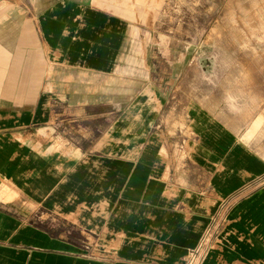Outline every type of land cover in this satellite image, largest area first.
Here are the masks:
<instances>
[{
  "label": "crops",
  "instance_id": "1",
  "mask_svg": "<svg viewBox=\"0 0 264 264\" xmlns=\"http://www.w3.org/2000/svg\"><path fill=\"white\" fill-rule=\"evenodd\" d=\"M136 1L0 0V264H168L151 252L152 215L201 213L211 183L264 177L263 114L223 117L183 78L158 81L167 0ZM176 177L208 185L163 204ZM248 213L264 223V189L225 229Z\"/></svg>",
  "mask_w": 264,
  "mask_h": 264
},
{
  "label": "rangeland",
  "instance_id": "2",
  "mask_svg": "<svg viewBox=\"0 0 264 264\" xmlns=\"http://www.w3.org/2000/svg\"><path fill=\"white\" fill-rule=\"evenodd\" d=\"M137 4L136 13H150L149 6ZM7 12L13 18L22 15L23 23L30 19L20 6L9 4ZM163 13L153 35V76L165 84L183 78L178 81L180 92L209 95L214 111L223 117L241 111L237 105L246 114L264 117V0H167ZM8 24L15 28L17 23ZM176 62L180 64L175 68ZM176 178L158 189L163 204H178L175 191L183 195L208 185L206 177ZM263 184L264 177L211 183L205 193L215 189V195L206 199L208 209L201 213L152 215L147 236L153 257L167 256L168 264H174L177 256L178 264H191L192 253L199 251V264H264L262 216L248 213L245 221L233 220L231 229H225L232 211L264 189ZM224 191L231 197H224ZM172 222L177 223L175 230L160 229Z\"/></svg>",
  "mask_w": 264,
  "mask_h": 264
},
{
  "label": "built area",
  "instance_id": "3",
  "mask_svg": "<svg viewBox=\"0 0 264 264\" xmlns=\"http://www.w3.org/2000/svg\"><path fill=\"white\" fill-rule=\"evenodd\" d=\"M199 251L193 252L191 255V264H199L201 256L198 253Z\"/></svg>",
  "mask_w": 264,
  "mask_h": 264
},
{
  "label": "bare ground",
  "instance_id": "4",
  "mask_svg": "<svg viewBox=\"0 0 264 264\" xmlns=\"http://www.w3.org/2000/svg\"><path fill=\"white\" fill-rule=\"evenodd\" d=\"M216 249V248H215ZM228 251V250H227Z\"/></svg>",
  "mask_w": 264,
  "mask_h": 264
}]
</instances>
